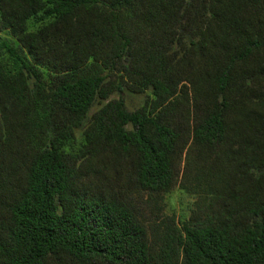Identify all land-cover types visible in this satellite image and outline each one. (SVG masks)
<instances>
[{
  "label": "trees",
  "instance_id": "16d2710c",
  "mask_svg": "<svg viewBox=\"0 0 264 264\" xmlns=\"http://www.w3.org/2000/svg\"><path fill=\"white\" fill-rule=\"evenodd\" d=\"M0 31V264H264V0H0Z\"/></svg>",
  "mask_w": 264,
  "mask_h": 264
},
{
  "label": "rangeland",
  "instance_id": "374dc122",
  "mask_svg": "<svg viewBox=\"0 0 264 264\" xmlns=\"http://www.w3.org/2000/svg\"><path fill=\"white\" fill-rule=\"evenodd\" d=\"M0 36L10 37L6 31H0ZM115 97V95H114ZM128 104L130 107L137 105V101L128 99ZM195 197L176 185L173 190L164 196L162 205V213H158L160 216L172 215L177 216L188 215L190 208L193 206ZM136 205L139 207L141 213L144 215V220L146 222L153 221L156 217L155 211L152 210L149 203L145 199L141 198L139 195H135Z\"/></svg>",
  "mask_w": 264,
  "mask_h": 264
}]
</instances>
